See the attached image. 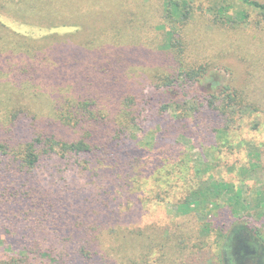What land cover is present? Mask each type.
I'll return each instance as SVG.
<instances>
[{
	"label": "trees",
	"instance_id": "16d2710c",
	"mask_svg": "<svg viewBox=\"0 0 264 264\" xmlns=\"http://www.w3.org/2000/svg\"><path fill=\"white\" fill-rule=\"evenodd\" d=\"M100 2L0 0V13L18 21L75 28L32 38L0 22V66L11 55L23 82L30 78L35 86L45 79V95L34 104H49L32 111L15 102L3 121L10 124L0 128V264H71L76 258L90 264H264V235L252 217L264 213L258 212L264 210L261 190L253 196L217 188L199 174L190 181L178 176L170 191L138 194L147 183L139 165L146 170L156 145L168 139L167 160L188 162L173 148L202 112L221 119L213 130L229 147L227 135L244 114L264 113V38L239 37L246 30L264 37V1L120 0V8ZM198 16L218 35H238L228 46L250 61L247 74L258 73L253 95L250 83L237 85L235 76L221 85L217 78L204 81L214 66L192 56L189 29ZM205 82L214 90H204ZM19 89L29 94L28 86ZM22 110L31 114L30 126L29 135L19 137L13 127ZM254 154L263 159L262 149ZM84 190L86 202L120 205L119 215L111 213L117 221L80 217L76 227H63L74 215L64 199ZM109 192V202L100 198ZM147 203L171 204L174 220L153 223L142 215L138 221ZM226 207L234 221L222 227Z\"/></svg>",
	"mask_w": 264,
	"mask_h": 264
},
{
	"label": "rangeland",
	"instance_id": "374dc122",
	"mask_svg": "<svg viewBox=\"0 0 264 264\" xmlns=\"http://www.w3.org/2000/svg\"><path fill=\"white\" fill-rule=\"evenodd\" d=\"M90 1L92 4H94L93 7H97L96 5H98V2L101 4L100 0ZM108 2L109 4L112 3L111 5L117 4V6L120 8V0H103V4ZM206 4L207 2H205V5ZM250 11H252L251 18L255 17L256 12L251 9ZM100 16L102 17V14H100ZM0 22H2L11 31H15L21 35L32 38H36L50 32L68 33L69 31H75V28L72 27H56L47 29L43 28V26L29 25L20 20L18 21L14 18V16H9L2 12L0 13ZM191 27L194 29H189V32L192 33L190 35L195 36V38L191 37L193 39L191 41L192 56L196 57L197 61L202 63L207 61L212 62V65L214 66L209 69L204 81H212L213 79L217 78L219 80L217 85H221L226 82L229 77L235 76V83L237 85H246L250 83L249 90L253 95L255 89L258 90V86L260 85H255V82L258 83L260 81L256 79L258 73L256 75L247 74V70L250 69V61L245 59L242 55H237L238 53L234 54L233 50H231L228 46L230 40L238 38V35L232 34L231 32L228 33L227 36L218 35V33L214 32V30H212V28H210L207 23L199 18V16L192 23ZM241 33H243L242 35L239 34L241 39L244 37V39H246L247 35H249L251 38H254L256 35L257 36L255 38H264L261 36L263 34H254V32H251L250 30H246ZM7 34L9 35V33ZM5 38L9 39L10 36H6ZM79 38L80 37L76 38L74 42H77ZM225 48H227V50L224 52ZM82 52L86 54L87 51ZM8 57L9 59L5 63L4 67L0 66V128L3 131H5L7 123L10 124V122L6 120L5 124L3 125V121H5V117L7 118L8 108L13 103H28L32 111H35V109L38 108L46 111L49 106L48 102L42 99L39 100L38 104H34L35 99H38V97L43 98L45 95L41 94L44 92V89H42V86L40 85L45 83V79H38L36 81L37 85L35 86L34 82H32V79L30 78L28 79V83L23 82L15 67V57H12L11 55H8ZM249 58L251 59V56ZM13 69L15 70L12 71ZM214 75L215 77H213ZM23 85L28 86L27 91L29 94L22 93V91L19 89V87ZM199 85L202 89L204 86H210L208 82H205L204 86L201 84ZM35 87L38 88L36 89L37 92ZM204 90L212 91L214 89L207 87L206 89L204 88ZM255 97L256 96L253 98ZM29 98L31 101L28 102ZM29 115L31 114H28L25 110L19 112L18 121L16 122L17 125L13 127L14 133H16L15 135H20L19 137H23L25 134L29 135ZM241 119V121L236 122L232 133L227 135V139L232 142V147H229L226 145H221V139L225 136L220 137V134L215 135L216 132L213 130V128H218L221 126V119L210 110L202 112L199 119L197 121L195 120L194 124L186 126V131H184L185 138H180V145L173 148L174 150H180V159V156L182 153H184V156L188 160V162L185 163L178 162L175 164L176 161H172L171 158H168L170 160H167V155L165 154L168 150L172 149L168 139H166L160 145H156L153 155L147 160L148 165L146 170L143 167V162H141L139 165L140 169L144 171L145 175L142 180L145 181L147 179V183L145 184L146 188L145 185H143L145 191H139L138 194L141 197H145L148 193L147 190L156 191L159 187H162L163 189L167 188L169 189L168 191H170L169 186L174 183L173 180L175 181L178 176L185 177L186 180L190 181L193 178L199 179V174H202L201 179L203 180L209 177L210 179L205 181V183H216L217 188H220L221 185H223L222 187L227 188L233 186V189H239L242 191V193H252L253 196H255V192L257 190L264 192V154L261 161L256 160L255 156H253L255 155V149H262L264 152V113H253L251 115L244 114V117ZM256 122L260 123L259 128H252L253 124ZM239 123H241V125H239ZM198 141H201L200 145L198 144ZM173 155L175 156L173 153L170 156L173 157ZM195 169L196 171H199L197 172V177ZM194 181L187 185V187H191L192 184H194ZM169 182L170 184H168ZM86 192L87 191L84 190L78 196L73 195L70 198L64 199V202H67V204L71 206V214L74 215H71L70 217L71 222L66 223L63 227L70 229L76 227L73 224V221L80 217L96 219L99 222L106 224L117 221L116 218H119V216L114 218L112 217L111 213L114 212L113 215L115 216L119 215L120 205L118 206L115 202L110 201L113 196L112 192L100 196L101 199L108 202L110 201V206H106V204L102 207L99 202L95 203L94 200H91V202H86ZM221 196L224 198L226 197L225 193H221ZM258 198V195H256V199H254L257 200ZM61 204L62 202L60 201L57 204V207ZM239 206L242 210L247 211V208L243 205V203H240ZM141 210L143 213H138V221L141 220L142 215L145 216L142 219H146L153 223L155 221L158 222L159 220L162 222H167L168 220H174L175 218V209L171 204L169 205V203H162L160 205L147 203L142 206ZM260 211L264 212L262 209H260L258 212ZM220 212L222 213V217L219 221V224L223 225L222 227L230 226L234 219L232 215H230L229 209L226 207ZM250 212L251 214L255 215L257 210L251 209ZM252 217L256 219L255 221L258 223L257 225L260 227L261 233L264 235V213L261 217ZM209 258L211 257L208 256V259ZM212 263L215 264L213 259ZM71 264L90 263L76 258L75 260L71 261Z\"/></svg>",
	"mask_w": 264,
	"mask_h": 264
}]
</instances>
